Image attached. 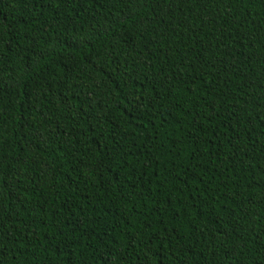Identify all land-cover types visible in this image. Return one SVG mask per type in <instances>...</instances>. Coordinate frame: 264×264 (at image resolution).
Segmentation results:
<instances>
[{
    "label": "trees",
    "instance_id": "16d2710c",
    "mask_svg": "<svg viewBox=\"0 0 264 264\" xmlns=\"http://www.w3.org/2000/svg\"><path fill=\"white\" fill-rule=\"evenodd\" d=\"M0 264H264V0H0Z\"/></svg>",
    "mask_w": 264,
    "mask_h": 264
}]
</instances>
